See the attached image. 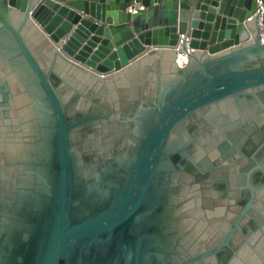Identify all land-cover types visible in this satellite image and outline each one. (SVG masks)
Listing matches in <instances>:
<instances>
[{
  "label": "water",
  "instance_id": "1",
  "mask_svg": "<svg viewBox=\"0 0 264 264\" xmlns=\"http://www.w3.org/2000/svg\"><path fill=\"white\" fill-rule=\"evenodd\" d=\"M0 264H264L255 0H0Z\"/></svg>",
  "mask_w": 264,
  "mask_h": 264
},
{
  "label": "built area",
  "instance_id": "2",
  "mask_svg": "<svg viewBox=\"0 0 264 264\" xmlns=\"http://www.w3.org/2000/svg\"><path fill=\"white\" fill-rule=\"evenodd\" d=\"M255 2L258 5L259 11H261L262 13L264 12V4H263V0H255ZM144 9V6L140 3H135L133 6H131L128 10L129 12H131L132 14L137 13L139 10ZM185 63V61L183 62V64Z\"/></svg>",
  "mask_w": 264,
  "mask_h": 264
},
{
  "label": "bare ground",
  "instance_id": "3",
  "mask_svg": "<svg viewBox=\"0 0 264 264\" xmlns=\"http://www.w3.org/2000/svg\"><path fill=\"white\" fill-rule=\"evenodd\" d=\"M178 60L180 64H183V62L186 60V57L180 56Z\"/></svg>",
  "mask_w": 264,
  "mask_h": 264
}]
</instances>
